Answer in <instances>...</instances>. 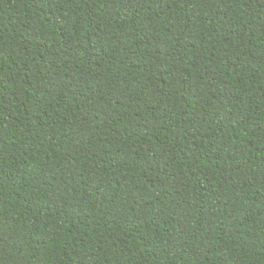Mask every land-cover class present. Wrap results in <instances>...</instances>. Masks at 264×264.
Masks as SVG:
<instances>
[{
	"label": "trees",
	"instance_id": "trees-1",
	"mask_svg": "<svg viewBox=\"0 0 264 264\" xmlns=\"http://www.w3.org/2000/svg\"><path fill=\"white\" fill-rule=\"evenodd\" d=\"M0 264H264V0H0Z\"/></svg>",
	"mask_w": 264,
	"mask_h": 264
}]
</instances>
